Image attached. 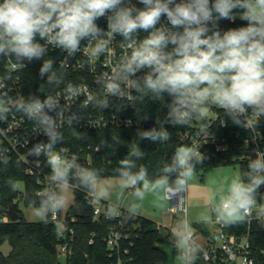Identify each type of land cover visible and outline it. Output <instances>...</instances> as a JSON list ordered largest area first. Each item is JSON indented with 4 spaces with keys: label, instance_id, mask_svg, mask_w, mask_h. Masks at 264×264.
Listing matches in <instances>:
<instances>
[{
    "label": "clouds",
    "instance_id": "1",
    "mask_svg": "<svg viewBox=\"0 0 264 264\" xmlns=\"http://www.w3.org/2000/svg\"><path fill=\"white\" fill-rule=\"evenodd\" d=\"M225 20L246 23L224 30L220 24ZM53 49L63 57L49 56ZM82 52L79 69L95 74V90L67 79ZM100 58H106L103 67L97 63ZM0 59L10 61L0 72V124L19 114L32 125L34 137L46 138L26 150L37 165L43 158L50 169L48 187L23 194L32 215L44 223L55 220L69 207L73 188L86 192L90 203H103L107 221L121 217L125 196V220L137 216L151 197L161 216L170 208L185 212L171 228L169 243L174 264H197L204 249L187 219L185 197L206 159L200 137L209 139L212 129L197 130L192 143L176 146L154 170L143 163L147 152L140 145L169 142L170 127L203 126L213 109L220 110L218 126L244 129L264 123V0H0ZM34 61H42L38 91L43 98L32 92L13 94L11 82ZM145 97L166 111L155 126L137 129L110 178L104 168L85 166L77 155L58 147L65 129L76 140L87 139L77 127L85 120L96 127L87 117L90 109L103 112ZM3 135L6 130L0 127ZM102 148L113 145L101 140L95 151ZM8 152L0 145V172L9 166ZM252 152L245 168L208 194L195 224L227 229L255 219L264 226V150ZM6 184L12 192L19 190L16 177H8Z\"/></svg>",
    "mask_w": 264,
    "mask_h": 264
},
{
    "label": "trees",
    "instance_id": "2",
    "mask_svg": "<svg viewBox=\"0 0 264 264\" xmlns=\"http://www.w3.org/2000/svg\"><path fill=\"white\" fill-rule=\"evenodd\" d=\"M244 25L243 21H221V28L238 27ZM42 61H34L28 64L22 73V95H28L29 92L43 97V93L38 91L43 81L38 76V70ZM67 79L76 83L79 79L74 73L68 71ZM43 91L47 93V86ZM134 114L137 118V124L127 128H105L100 130H88L78 128L77 131L86 133L85 141L76 140L70 129H65V141L58 146L66 150L69 155L75 154L79 157L80 163L85 166H95L105 169V175L111 177V170L116 166V162L123 158L128 151V143L135 136L138 128H142L141 122L144 115L148 119L159 121L163 117L166 109L161 103L151 101V99L137 98L134 103ZM220 114V110L215 109V118H213L211 127L213 136L217 138L218 143L223 144V150H216L214 144H203L201 152L206 156L204 166L199 168L206 170L212 166L224 163H238L239 170L247 165L248 158L244 155L249 147L246 146L244 138L247 131L241 127L228 124L226 126L215 125V121ZM261 134L260 145L264 147V123L255 127ZM143 129V128H142ZM199 130L197 123L189 127L169 128L172 139L163 144H153L148 141H142L141 147L147 152V157L143 163L149 165L151 169H156L160 162L169 158L174 152L176 146L188 143V140H182L181 134L188 131L190 134ZM119 139L121 143L116 144ZM101 140H106L113 145V148L101 149L95 151V145ZM13 176L23 183V190L12 192L7 184L8 177ZM35 182L32 177L24 172L21 164L10 162L6 171L0 172V245L7 241L10 249L6 254L0 251V264H107L105 257L104 243L102 237L107 230L115 224V220L107 221L102 215L93 218L92 210L94 206L89 202L87 193L80 189H72L73 202L69 210L65 213L67 220L73 219L69 225L73 228V240L71 241V255L59 260L56 254V245L60 242L57 237V226L52 220L49 223L42 221H26L21 215L17 220L11 221L3 213L8 206L16 210L15 199L19 196L24 204L23 194L28 192L35 194ZM78 210L79 215H76ZM17 211V210H16ZM18 212V211H17ZM131 245L128 247V264H162L165 260V253L161 247L162 243H168V232L166 228L162 230L160 226L150 219L139 214L127 221ZM197 232L207 234L206 229L201 225L193 224ZM248 230V241L251 248V256L255 264H264V226L257 220L249 223L227 228V232L240 234ZM90 232H94L93 243L88 244ZM173 253V251H172Z\"/></svg>",
    "mask_w": 264,
    "mask_h": 264
},
{
    "label": "built area",
    "instance_id": "3",
    "mask_svg": "<svg viewBox=\"0 0 264 264\" xmlns=\"http://www.w3.org/2000/svg\"><path fill=\"white\" fill-rule=\"evenodd\" d=\"M135 2V0H134ZM102 26H105L103 20L100 21ZM246 22H244L245 24ZM115 52L118 54L120 50V39L114 42ZM52 58L59 60L63 57V53L58 49L50 50L48 53ZM85 58V54L82 52L72 61V66L68 69L69 72L74 73L78 76L79 84L85 88L95 90L94 84V73L87 69L81 71L79 69V61ZM106 58H100L97 63L100 67H103ZM28 66V65H27ZM27 66L19 70L20 74L11 82L10 90L13 94H22V73ZM10 67V61L6 59H0V72ZM59 94V93H57ZM43 98V97H41ZM118 103V102H116ZM128 102L125 101L123 104H117L111 109H106L103 112L90 109L87 113L89 120L96 122V127H93L87 120L82 121L78 128H84L88 130H100L105 128H127L133 127L137 124V118L134 114V104L126 105ZM126 105L125 107H123ZM75 106V105H74ZM215 118V117H214ZM213 119H209L205 125L199 128L203 131L205 127H208ZM0 127L6 130V135L0 136V145L7 147L10 156V162L21 164L24 167L26 175L33 178L36 189L34 193L44 190L49 186L48 176L50 169L46 167L45 161L41 158L40 163L37 165L32 158L26 155L27 147H31L36 140L46 139L43 136L34 137L32 133V125L26 121L19 114H15L9 117V120L5 124H0ZM223 127V126H222ZM247 131V136L244 138V142L248 151H254L256 149L264 150V147L260 145L261 134L256 128L249 124L244 128ZM182 140H188V143H192L196 139V133L190 134L188 131L182 133ZM214 144L216 150H223L224 146L218 143L217 138L212 136L208 139V136L202 135L199 140V144ZM18 195L20 193L18 192ZM186 208V206H185ZM122 209L121 217L115 219V224L111 226L105 235L102 237L104 243L105 257L108 259L107 264H128L130 257H128V247L131 245L130 233L127 225V221L123 219L124 209ZM171 214L180 212L182 217L185 216V212L179 208H170ZM93 218L98 215L103 216V207L94 206L92 210ZM7 217V216H6ZM8 218V217H7ZM9 219V218H8ZM73 219L67 220L65 214L63 216L58 215L55 220L57 226V237L60 242L56 245V254L58 257H67L71 255V241L73 240V228L69 223ZM166 228L168 232V243L170 237L171 228ZM199 236V237H198ZM94 232H90L88 237V244L93 243ZM196 238L201 243L204 252L198 260L197 264H231L235 261H239L242 264H255L253 257L251 256V248L248 241V230L240 234H234L227 232L225 228H221L216 225V229L208 234H202L196 231ZM172 251L174 249L172 248Z\"/></svg>",
    "mask_w": 264,
    "mask_h": 264
},
{
    "label": "rangeland",
    "instance_id": "4",
    "mask_svg": "<svg viewBox=\"0 0 264 264\" xmlns=\"http://www.w3.org/2000/svg\"><path fill=\"white\" fill-rule=\"evenodd\" d=\"M214 117H215V109H213V112L210 115L209 119H213ZM196 123L199 128L202 127V125H200L199 122H196ZM238 170H239V164L237 162L218 164L206 170L198 169L197 176L192 181L191 186L185 197L187 219H189L190 221L193 222V224H195V219L197 215L206 206L208 194L215 188L219 187L226 179H229L234 174V172ZM22 190H23V183L19 181L18 192H22ZM68 196H69L70 205H71L73 202L72 189L69 191ZM151 200L152 198L149 197L145 201L144 206L141 212L139 213V215L146 217L150 219L151 221L155 222V224L160 226L162 230H164L165 227L172 228L179 219L183 218L180 212H177L174 215L171 214L170 212H168L166 215H163V216L159 215L157 211L155 210V208L153 207ZM262 201H264V197H262ZM127 202H128V198L127 196H125V198L121 202V208H126ZM14 203L16 206V210L18 211V214L21 215L23 219H25L26 221H40L32 215L29 204L28 205L24 204L22 199L19 196L16 197ZM92 205L97 206V207H104L103 203L92 204ZM68 210H69V207L65 211L61 212L60 216H63ZM202 227L206 229V231L208 232H212L213 230L216 229L215 224L208 225L206 227L202 226ZM161 247L165 253V260L162 264H174L175 252L172 253V247L170 243H167V242L162 243ZM9 249H10V246L8 242L3 241L0 245V251L3 254H6L9 251ZM62 259L63 257H59V260H62ZM231 264H242V263H240L239 261H235Z\"/></svg>",
    "mask_w": 264,
    "mask_h": 264
},
{
    "label": "water",
    "instance_id": "5",
    "mask_svg": "<svg viewBox=\"0 0 264 264\" xmlns=\"http://www.w3.org/2000/svg\"><path fill=\"white\" fill-rule=\"evenodd\" d=\"M154 125V120L153 119H146L141 122V126L143 129L147 130L153 127ZM247 158L249 155L254 156L255 154L252 151H246L244 154ZM262 191H264V186H262ZM3 213L11 220H17L19 218L18 212L12 207L8 206L7 209L3 210ZM76 215H79L78 210H76Z\"/></svg>",
    "mask_w": 264,
    "mask_h": 264
},
{
    "label": "crops",
    "instance_id": "6",
    "mask_svg": "<svg viewBox=\"0 0 264 264\" xmlns=\"http://www.w3.org/2000/svg\"><path fill=\"white\" fill-rule=\"evenodd\" d=\"M202 233V232H201ZM209 232L207 231V234H208ZM202 234H204V233H202Z\"/></svg>",
    "mask_w": 264,
    "mask_h": 264
}]
</instances>
